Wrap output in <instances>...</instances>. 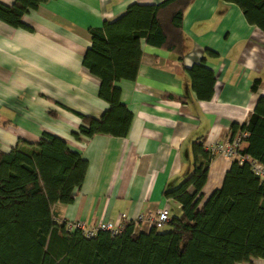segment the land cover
<instances>
[{
    "label": "crops",
    "instance_id": "obj_1",
    "mask_svg": "<svg viewBox=\"0 0 264 264\" xmlns=\"http://www.w3.org/2000/svg\"><path fill=\"white\" fill-rule=\"evenodd\" d=\"M164 1L55 0L23 17L33 31L0 21V151L10 152L20 140L36 144L48 133L88 162L74 202L55 206L58 221L92 228L142 217L141 230L163 208L170 217L171 208L180 214L181 205L165 193L193 173V144L204 140L208 150L231 141L232 124H247L264 97V32L235 4L194 0L183 19L184 58L143 41L137 79L117 83L133 114L127 137L76 140L79 114L100 119L109 109L99 97L100 80L83 65L90 30L118 20L133 4ZM203 59L216 79L208 101L197 98L188 73ZM232 163L213 156L203 204L222 188Z\"/></svg>",
    "mask_w": 264,
    "mask_h": 264
},
{
    "label": "trees",
    "instance_id": "obj_2",
    "mask_svg": "<svg viewBox=\"0 0 264 264\" xmlns=\"http://www.w3.org/2000/svg\"><path fill=\"white\" fill-rule=\"evenodd\" d=\"M55 0L0 3V21L33 31L23 17ZM237 5L247 22L264 32V0H222ZM194 0H165L159 5H131L114 22L90 30L92 46L83 65L101 84L99 97L109 104L100 119L80 115L76 140L108 135L125 138L133 114L122 102L121 81L139 74L142 42L184 58L183 19ZM208 55L214 54L207 51ZM201 101L211 100L214 72L201 63L188 69ZM253 90H257V83ZM232 140L246 132L248 147L240 155L264 165V97L249 122L232 124ZM231 140V141H232ZM193 173L165 196L181 205L169 230L139 232L136 222L118 235L100 231L87 238L57 220V204H72L85 182L88 162L66 141L45 133L36 144L20 140L0 151V264H253L264 261V181L248 162L233 160L221 189L203 204V188L213 156L204 140L192 147ZM190 189H194L191 193Z\"/></svg>",
    "mask_w": 264,
    "mask_h": 264
},
{
    "label": "built area",
    "instance_id": "obj_3",
    "mask_svg": "<svg viewBox=\"0 0 264 264\" xmlns=\"http://www.w3.org/2000/svg\"><path fill=\"white\" fill-rule=\"evenodd\" d=\"M247 136L248 133L246 132L239 133L232 141L211 145L208 148V151L211 153L212 156L221 155L229 160L237 159L240 164L248 162L251 165V169L255 176H257L260 180L264 181V165L259 163L257 160H253L240 155V151L242 150V144L244 143V139ZM170 221L171 217L169 208H163L162 210L158 211L157 214L149 221L148 231L152 228L161 231L166 226H168ZM135 222L137 226H139L140 224H144V220L142 217H140ZM66 225L68 231H81L87 238L95 237L100 231H107L112 233V235H118L124 228L123 223L115 224L111 222L100 223L92 228H89L86 223L82 221L67 222Z\"/></svg>",
    "mask_w": 264,
    "mask_h": 264
},
{
    "label": "rangeland",
    "instance_id": "obj_4",
    "mask_svg": "<svg viewBox=\"0 0 264 264\" xmlns=\"http://www.w3.org/2000/svg\"><path fill=\"white\" fill-rule=\"evenodd\" d=\"M171 217H178L179 216V213H178V211H176V209L175 208H171ZM147 226L148 225H146V227H144V226H142V229L143 230H148V228H147ZM138 230L139 232L141 231V232H143V230ZM167 230H169V226H166L164 229H162L161 231H167ZM252 261V263L253 264H264V261H262V260H259V259H252L251 260Z\"/></svg>",
    "mask_w": 264,
    "mask_h": 264
}]
</instances>
